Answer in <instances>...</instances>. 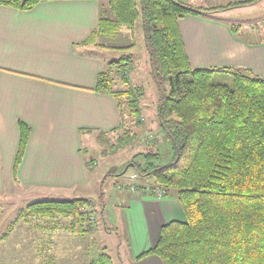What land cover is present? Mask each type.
Instances as JSON below:
<instances>
[{"label":"trees","instance_id":"trees-1","mask_svg":"<svg viewBox=\"0 0 264 264\" xmlns=\"http://www.w3.org/2000/svg\"><path fill=\"white\" fill-rule=\"evenodd\" d=\"M39 1L0 0V4L27 9ZM107 2L109 15H99L97 27L83 44H94L99 35L115 36L121 26L132 27L140 20L149 74L157 90L156 119L169 152L168 158L155 150L135 154L142 159L130 162L121 173L133 167L138 176L154 177L158 185L154 188L176 192L185 218L162 225L148 253L164 264H264V78L237 69L231 72V85L214 82L215 72L221 70L191 66L178 27L184 15L258 0L212 7L181 0ZM133 58V53H123L109 61L97 73L92 89L113 96L121 117L123 104L135 116L140 112L143 90L129 81ZM115 77L125 88L115 87ZM18 125L14 173L30 132L25 122L20 120ZM93 204L85 197L40 200L29 203L20 214L66 216L73 231L87 233L93 228L87 208ZM88 264L113 261L100 247Z\"/></svg>","mask_w":264,"mask_h":264},{"label":"crops","instance_id":"crops-1","mask_svg":"<svg viewBox=\"0 0 264 264\" xmlns=\"http://www.w3.org/2000/svg\"><path fill=\"white\" fill-rule=\"evenodd\" d=\"M107 1L41 0L27 9L0 4V202L5 201L3 197L14 199L10 209H15L13 220L19 218L8 222L10 227L13 223L29 224L19 213L30 197L41 195L40 191L51 195L44 198L63 195L61 186L74 187L78 180L85 179L84 159L79 152L82 138L89 135L84 132H112L120 125L121 115L113 96L92 89L97 73L123 53H133L134 47L124 50L122 44L106 47L103 43L96 52L93 50L97 41L83 44L97 27L99 15H109ZM192 2L197 6H221L217 4L221 0ZM242 7L187 14L179 19L191 66L220 69L215 72L219 77L246 69L264 78V36L259 35L262 30L258 24L262 17L249 25V30H243L240 24L235 26L219 15ZM135 29L121 26L120 32L133 34ZM107 51L117 55L107 59ZM20 120L30 127V132L14 173ZM116 189L124 192L126 200L121 214L125 238L123 235L117 244L116 260L110 256L113 264H164L148 251L156 244L162 225L185 219L176 192L169 190L159 196L144 189L122 188L118 183L110 190L109 201ZM72 196L69 198H76ZM90 199L99 208L104 204L103 214L107 200L101 190ZM39 229L45 232L46 226ZM102 247L108 253L105 243ZM14 249L13 245L3 247L4 264L13 260L15 264L22 258V252L20 258L8 254Z\"/></svg>","mask_w":264,"mask_h":264},{"label":"rangeland","instance_id":"rangeland-1","mask_svg":"<svg viewBox=\"0 0 264 264\" xmlns=\"http://www.w3.org/2000/svg\"><path fill=\"white\" fill-rule=\"evenodd\" d=\"M181 1L197 6V2H192V0ZM235 1L238 0H221L217 4L223 6ZM219 15L223 19H227L229 22L235 24V26L240 24L243 30H249V25L254 24L253 22L262 17L261 22L258 23L259 28L262 30L259 35L264 36V0L254 5L230 9L224 13L221 12ZM139 22L140 20L137 21L138 25L136 29L134 27L135 23L131 27L135 29L133 34L126 31L121 33L119 31L115 36H99L96 40V45L94 44L96 49L93 50L99 51L101 49L99 44L103 43L106 47H109L113 43L122 44L125 47L129 46L127 50L134 47L132 51L135 70L133 69L134 72L129 76V81L131 86H138L143 90L139 114L137 116L133 115L123 104V108L121 106L122 121L116 130L112 132L110 130L106 132H84V134L89 135H85L82 138L79 152L84 159L85 179L78 180L74 184V187L64 188V186H61L60 193L63 195L44 198L51 195L45 194L46 191H40L41 195L32 196L26 201L29 204L43 199L61 200L73 197L72 195L90 198L101 190L104 199L107 200L105 211L102 214V210H104V204L102 203L101 206L103 208L95 206V203L92 205V208L97 213V217L94 212L93 228L87 233H76L73 231L70 228L69 217L62 215L31 217L19 213V216H23V219H28L29 224L25 225L21 223L20 225H14L15 223H13L10 227L8 226V222H17L16 220L19 219L13 220L15 209H10L14 205L12 203L14 199L1 198L5 201L0 202L2 206L0 207V239L4 234L7 236L3 238L4 240H0V264H4L3 247L5 245H13L16 248L8 253L12 257L20 258L19 253L22 252V258L19 261L17 260L18 262L15 264H88L92 252L96 248H100L102 243L106 244L108 255L116 260L117 244L121 241L123 235L125 238V228L121 214L123 212L122 207L126 205V200L124 192L116 189L109 201V193L113 189V185L119 183L122 188L127 187L133 190L144 189L158 195L156 191L152 190L154 186H158L154 177L138 176L133 167L128 168L123 174L121 173L130 162H139L142 159L141 156L134 157L135 154L155 150L161 152L164 158L169 157L168 144L162 138L156 119L157 90L148 71V55ZM247 32H244L246 33L245 35H247ZM116 55L107 51L104 56L109 59ZM119 56L120 54L117 57ZM223 75L225 77L222 75V77H219L215 74L213 81L231 85L232 73L231 75L223 73ZM114 85L120 89L125 88L118 77H115ZM131 175H135V177L131 178ZM159 196L161 195L159 194ZM19 221L22 222L24 220ZM43 224L46 226L45 232L39 229ZM86 225L87 222L84 223V226ZM27 227L31 231H28ZM105 227H108L109 230H106L107 228ZM122 249H124V243ZM122 249L119 250L123 251ZM14 261L5 264H14Z\"/></svg>","mask_w":264,"mask_h":264},{"label":"built area","instance_id":"built-area-1","mask_svg":"<svg viewBox=\"0 0 264 264\" xmlns=\"http://www.w3.org/2000/svg\"><path fill=\"white\" fill-rule=\"evenodd\" d=\"M134 177H135V175H131V178H134ZM152 190H153L154 192L156 191L158 195H159V194H160V195L163 194L162 190L159 189V188H153ZM87 211H88V213H89L88 221L91 222V224H92V223H93V220H94V215H95V213H94V212H91V211H93L92 208H87Z\"/></svg>","mask_w":264,"mask_h":264}]
</instances>
